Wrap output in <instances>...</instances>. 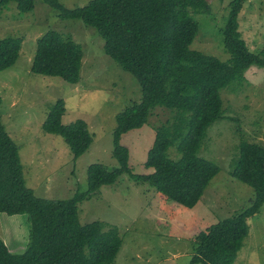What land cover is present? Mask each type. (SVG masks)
<instances>
[{
	"label": "trees",
	"instance_id": "trees-1",
	"mask_svg": "<svg viewBox=\"0 0 264 264\" xmlns=\"http://www.w3.org/2000/svg\"><path fill=\"white\" fill-rule=\"evenodd\" d=\"M9 1L21 11L34 7V0H0V6ZM43 1L60 18H79L95 28L104 52L138 81L141 97L116 114L112 156L117 165L90 164L87 189L66 199L38 197L25 184L18 146L0 117V212L26 214L29 223V241L22 252H11L0 239V264H112L122 243L118 228H105L99 220L81 223L79 202L127 173L148 182L168 200L195 205L219 171L218 165L198 155V149L206 128L223 116L220 90L248 66L264 68V45L253 53L240 35L237 17L245 0L229 2L222 29V43L230 54L226 60L190 47L198 31L191 14L209 12L206 0H89L74 8L59 0ZM21 43L20 37L0 38V70L15 63ZM82 56L80 44L50 29L37 39L30 71L76 84ZM156 107L171 110L174 119L155 128L143 162L153 170L133 173L122 136L146 124ZM64 112V100L58 98L42 128L62 136L76 159L89 148L93 134L81 118L64 124ZM170 148L179 153L177 158L169 156ZM238 150L230 175L252 187L254 198L243 211L196 235L191 264H233L248 232L247 218L264 203V146L241 138Z\"/></svg>",
	"mask_w": 264,
	"mask_h": 264
},
{
	"label": "rangeland",
	"instance_id": "rangeland-1",
	"mask_svg": "<svg viewBox=\"0 0 264 264\" xmlns=\"http://www.w3.org/2000/svg\"><path fill=\"white\" fill-rule=\"evenodd\" d=\"M59 1L74 8L89 0ZM206 2L209 12L191 14L198 31L190 47L226 60L230 54L222 43V29L230 0ZM237 20L242 39L251 52L258 53L264 45V0H245ZM50 29L82 47L76 84L30 71L37 39ZM10 36L20 37L22 43L15 63L0 70L1 122L18 146L25 184L38 197L69 198L87 189L90 164L117 165L112 156L116 114L140 100V85L104 52L103 38L95 28L79 18H60L43 0H34L29 11L19 10L15 1L0 6V38ZM220 96L223 116L206 128L198 149V155L218 165L219 171L195 205L186 207L168 200L148 182L136 181L127 173L79 202L81 223L99 220L105 228H118L122 243L112 264H191L196 235L251 204L253 188L232 177L230 171L238 158L241 138L264 146V68L248 66L220 90ZM58 98L65 103L62 122L81 118L93 134L89 148L76 159L62 136L42 128ZM173 119L171 110L156 107L146 124L122 136L121 142L130 150L133 173L153 170L143 162L155 128ZM168 152L172 158L179 156L174 148ZM247 224V235L233 264H264V203L247 218ZM0 239L11 252H22L29 241L27 215L0 212Z\"/></svg>",
	"mask_w": 264,
	"mask_h": 264
}]
</instances>
